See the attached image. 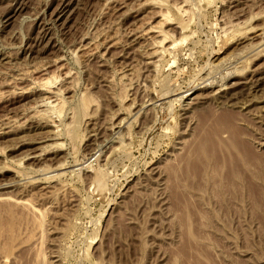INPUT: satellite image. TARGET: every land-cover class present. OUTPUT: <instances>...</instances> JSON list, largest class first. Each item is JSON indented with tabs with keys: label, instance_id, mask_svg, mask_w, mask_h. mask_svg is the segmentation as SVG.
<instances>
[{
	"label": "rangeland",
	"instance_id": "1",
	"mask_svg": "<svg viewBox=\"0 0 264 264\" xmlns=\"http://www.w3.org/2000/svg\"><path fill=\"white\" fill-rule=\"evenodd\" d=\"M0 264H264V0H0Z\"/></svg>",
	"mask_w": 264,
	"mask_h": 264
},
{
	"label": "bare ground",
	"instance_id": "2",
	"mask_svg": "<svg viewBox=\"0 0 264 264\" xmlns=\"http://www.w3.org/2000/svg\"><path fill=\"white\" fill-rule=\"evenodd\" d=\"M156 2V1H155ZM64 5V4H63ZM165 6V5H164ZM175 6V5H174ZM177 10V9H176ZM179 10H181L180 8H179ZM236 11V10H235ZM187 12V11H186ZM237 12V11H236ZM167 16V15H166ZM166 16L164 17V18H166ZM184 16V15H183ZM163 17V16H162ZM249 19H251V18H249ZM167 20V19H166ZM250 22V21H249ZM248 22V23H249ZM230 23V22H229ZM148 24V23H147ZM245 25V24H244ZM231 26V25H230ZM237 27V26H236ZM242 27V26H241ZM253 29V28H252ZM161 29L160 28H157V27H152V26H149V27H147V29H146V32L147 33H149V34H152V35H155V37H158V40L157 41H154L153 42V44H152V50H151V54H149L150 56H155L156 58H159L160 57V55L161 54H163L164 52H166L167 54H168V51L171 49H166V46L168 45L167 44V42H168V39H169V33H163L162 31H160ZM145 32V33H146ZM249 32H251V31H249ZM145 33L143 32V34L145 35ZM142 34V35H143ZM147 36H148V34H146ZM239 35V34H238ZM151 37V36H150ZM262 38V37H261ZM259 43V42H258ZM252 45V44H251ZM163 52V53H162ZM249 54V53H248ZM148 55V54H147ZM256 57V56H255ZM151 62V61H150ZM154 66V65H153ZM154 69V68H153ZM49 82V81H48ZM42 83V82H41ZM40 83V85H42ZM50 84V83H49ZM48 84V85H49ZM204 84V83H203ZM44 88H46L45 86H47V84H44L43 83V85H42ZM45 90V89H44ZM182 98V97H181ZM48 100V99H47ZM49 101V100H48ZM48 101H45V103H47ZM44 104V103H43ZM49 104H50V102H48V106H49ZM61 103H59V102H57V105H55V108H56V106L58 107L59 105H60ZM51 105H52V103H51ZM61 106H62V104H61ZM51 108H53V109H55L54 108V105L53 106H51ZM60 108V107H59ZM56 113V112H55ZM51 121V120H50ZM225 137V136H224ZM30 157V156H29ZM58 164V163H57ZM8 171V170H7ZM45 171V170H44ZM23 173V172H22ZM217 173V172H216ZM21 174V173H20ZM23 175V174H22ZM25 175V174H24ZM194 176H195V173H194ZM23 177V176H22ZM205 178V177H204ZM204 178H203V180H204ZM51 188V187H50ZM41 189H42V187H41ZM172 189V188H171ZM170 190V189H169ZM168 190V191H169ZM168 193H170V197H172V191L170 190ZM176 194L174 193V196H175ZM173 196V197H174ZM177 196V195H176ZM172 199H174V198H172ZM186 215V214H185ZM189 219V218H188ZM187 219V220H188ZM189 222V221H188ZM189 225V224H188ZM192 225H190V227H191ZM188 228H189V226H188ZM189 230H190V228H189ZM190 232V231H189ZM190 248V247H189Z\"/></svg>",
	"mask_w": 264,
	"mask_h": 264
}]
</instances>
